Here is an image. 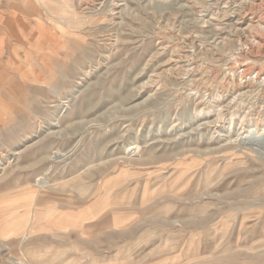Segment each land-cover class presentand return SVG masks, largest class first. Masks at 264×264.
<instances>
[{
    "label": "rangeland",
    "instance_id": "rangeland-1",
    "mask_svg": "<svg viewBox=\"0 0 264 264\" xmlns=\"http://www.w3.org/2000/svg\"><path fill=\"white\" fill-rule=\"evenodd\" d=\"M258 122L264 0H0V264H264Z\"/></svg>",
    "mask_w": 264,
    "mask_h": 264
},
{
    "label": "bare ground",
    "instance_id": "bare-ground-1",
    "mask_svg": "<svg viewBox=\"0 0 264 264\" xmlns=\"http://www.w3.org/2000/svg\"><path fill=\"white\" fill-rule=\"evenodd\" d=\"M251 21V20H250ZM258 22V21H257ZM253 23V22H251ZM256 24V23H255ZM249 25V24H248ZM251 25V24H250ZM249 25V26H250ZM245 29V28H244ZM246 30V29H245ZM170 71V70H169ZM244 73V72H243ZM260 74V73H259ZM163 77V76H162ZM157 78V77H156ZM154 84V82H153ZM246 86V85H245ZM251 86V85H250ZM249 86V88H250ZM149 88H152V89H155L156 86H152V87H149ZM245 88H248V86H246ZM243 89V88H242ZM238 90V89H237ZM157 91V90H156ZM155 91V92H156ZM238 92V91H237ZM245 92V91H244ZM141 94V93H139ZM136 97V96H135ZM199 104V103H198ZM201 106V105H200ZM211 107H208V106H202L201 109H197L196 111V119L198 120L199 123H201L199 126H197V128L195 129L196 132L200 131V135H203V131H205L207 128H208V125L209 123H203V120L204 119H207L209 118L210 116L212 117L213 115L214 116H217V119L218 118H221L224 117V103L223 102H217V101H214L211 105ZM260 118V117H259ZM233 119V118H232ZM220 120V119H219ZM241 124L240 125H243V122H244V118L241 119ZM256 127L257 129L254 131H249L248 134L246 135H241V137H238L236 139H234L233 141H230L233 142V143H237L239 144V146H245V145H252V146H256L258 147L255 151L257 152V156H259V158H261L263 161H264V129H262L264 127V123L263 124H260L259 122L256 124ZM262 127V128H261ZM258 129H262V133H259V130ZM198 130V131H197ZM228 141V140H227ZM253 143V144H252ZM238 146V145H237ZM238 146V148H239ZM254 151V149H253ZM254 151V152H255ZM40 183L39 185L40 186H44L46 185L48 182H46V180L43 178V179H40L39 180ZM17 264H24L22 262H18Z\"/></svg>",
    "mask_w": 264,
    "mask_h": 264
}]
</instances>
